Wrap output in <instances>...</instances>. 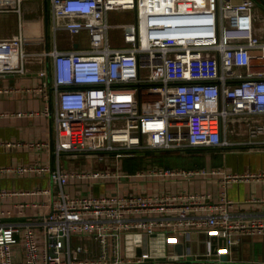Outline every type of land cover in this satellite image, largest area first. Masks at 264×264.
<instances>
[{"label": "built area", "instance_id": "2783aa9c", "mask_svg": "<svg viewBox=\"0 0 264 264\" xmlns=\"http://www.w3.org/2000/svg\"><path fill=\"white\" fill-rule=\"evenodd\" d=\"M25 1L0 0V13L20 16L18 31L0 38V74H26L37 61L40 80L0 86V93L42 96L43 110L14 114L53 117L57 164L0 166V175L49 181L31 190L0 189L3 197H37L16 201L18 216L0 207V264H170L178 256L172 246L199 233L209 238L201 259L222 264L239 237H264V218L236 217L227 191L234 181L264 179V171L121 169V158L136 151L264 147V15L257 0H50L54 40L43 50L29 49ZM129 10L134 20H111V11ZM112 30L120 31L119 44ZM61 33L68 36L62 42ZM40 144L0 141L3 147ZM63 154L112 158L115 167L97 168L93 161L65 169ZM209 175L223 188L218 201L189 184L168 187ZM149 181L164 187L134 186ZM108 183L112 191L94 192L95 184ZM70 184L75 194L67 191ZM31 206L36 212L27 217Z\"/></svg>", "mask_w": 264, "mask_h": 264}, {"label": "crops", "instance_id": "0c3cea01", "mask_svg": "<svg viewBox=\"0 0 264 264\" xmlns=\"http://www.w3.org/2000/svg\"><path fill=\"white\" fill-rule=\"evenodd\" d=\"M42 11V12H41ZM259 13L264 15V12ZM40 12L42 15H39ZM23 17L31 19V22H40L44 17L43 0H26L23 4ZM20 16L17 12L9 11L0 13V38H7L18 31ZM10 24V25H9ZM9 26L10 33H6L2 26ZM47 47H33L31 50H43ZM40 65L37 61L31 63L30 70L26 74H11L3 76L0 74V86L14 84L17 86L33 85L39 82L38 67ZM47 103L39 93L34 92H9L0 93V141H33L40 142V147L32 146H16V147H3L0 146V166H7L11 164H26L33 161H41L47 164H57V157L55 154V136L56 128L53 117L38 114H24L15 115L14 113L25 111H41L46 107ZM194 149V148H193ZM201 150L193 153V164H184L180 167H207L227 169L236 172H259L264 171V147H231V148H195ZM153 152V151H152ZM161 152V151H159ZM70 158L68 164L63 161V156ZM186 155V154H185ZM192 156V155H189ZM200 158L201 161L198 160ZM78 161L80 164L73 163ZM90 157L86 155L73 156L63 154L60 163L65 169L71 168H87L89 167ZM72 162V163H71ZM114 162V159L109 158L105 163ZM105 164L102 168L107 167ZM111 166V165H110ZM154 166H158L154 164ZM115 167V166H114ZM112 167V168H114ZM147 167V166H146ZM48 177L37 176L35 174L17 175V174H4L0 175V189L7 190H20V189H34L39 186L48 185ZM111 182V181H110ZM171 183L172 188L189 186L194 190H206L210 192L213 199L220 200L222 186L218 176H198L190 183L186 180ZM155 181L149 182H134V186L138 189L151 190L157 186H162L159 182L156 186ZM71 191L74 185L70 184ZM129 186H126L128 189ZM113 184L108 183L95 184L94 192L102 193L105 190L112 191ZM228 196L234 202L230 206V211L236 216L243 219H251L253 217L264 218V179L262 180H240L231 182L228 186ZM33 199L37 197L32 195L28 197H3L0 196V207L10 209L17 216L19 213L18 208L15 206L16 201L23 199ZM257 198L259 200H255ZM47 209V206H43ZM27 217L36 212L35 207H28L26 209ZM25 218V217H24ZM208 236L205 233L194 234L193 239L190 241H180L184 243L186 254L196 255L194 258H179L174 259L170 264H205L202 254L207 251ZM175 248V244L172 246ZM24 255V248L18 247L16 258L20 259ZM199 258V259H198ZM241 260L250 261H264V237L262 236H243L238 238V242L234 245L233 250L229 253V258L224 260L222 264H238ZM161 261H146L143 263H130V264H161Z\"/></svg>", "mask_w": 264, "mask_h": 264}, {"label": "rangeland", "instance_id": "374dc122", "mask_svg": "<svg viewBox=\"0 0 264 264\" xmlns=\"http://www.w3.org/2000/svg\"><path fill=\"white\" fill-rule=\"evenodd\" d=\"M257 10H259L260 12H264V6L262 5L261 1L259 0L257 2ZM42 12V11H41ZM40 12V15H42V13ZM136 18V12L135 10H129V11H123V12H119V11H111V20L112 21H129V20H134ZM42 21L40 22H31V19H27L25 18V29L28 35V45L29 48H33V47H46L47 46V42H53L54 40V36H53V32L51 31V18L49 20V24L48 27L46 26L45 23V18H41ZM10 25V24H9ZM9 26H2V28L4 30H7L6 33H10L11 31L8 30ZM120 34V31L118 30H112V37L114 38L113 40V44H119V42H121L120 40L116 39V36ZM85 36V35H84ZM84 36L82 38H84ZM68 36H64L63 33H61L59 35V41L62 42L64 38H67ZM153 151V152H152ZM161 151V152H159ZM201 150H195V149H189V150H143V151H136L134 152L132 155H128V156H124L121 158V169L123 171L129 172V173H136L137 171L140 170H145L147 168H150L152 166H154V164L156 165H169V166H174V167H180L181 165L184 164H193V153L197 152ZM186 154V155H185ZM192 155V156H189ZM70 157V156H68ZM65 157V155L63 156V161L68 164L70 161V158ZM199 161L200 158H198ZM93 161H95L94 166H96L97 168H102L103 165L105 164L106 166L108 164H106V161H100L99 159H95L92 160L90 158L89 160V166H93ZM73 163H77L80 164V162L74 160L72 161ZM71 162V163H72ZM111 167H114L115 164V160L114 162H108ZM131 165L132 167L135 168L134 171H130L128 169H126L124 167V164H128ZM147 166V167H146ZM184 167V166H182ZM159 183V182H157ZM162 183V186L164 187V183ZM169 188L171 187V183L168 184ZM66 189L68 192H72V193H76L77 188L74 186V190L71 191L69 188V185L66 186ZM83 190H87L86 187H83ZM15 258H16V254H15ZM17 259V258H16ZM21 259H24V255L22 256ZM19 260V259H17Z\"/></svg>", "mask_w": 264, "mask_h": 264}, {"label": "water", "instance_id": "95a60500", "mask_svg": "<svg viewBox=\"0 0 264 264\" xmlns=\"http://www.w3.org/2000/svg\"><path fill=\"white\" fill-rule=\"evenodd\" d=\"M257 1H259V0H257ZM260 1H261L262 5L264 6V0H260ZM43 9H44L45 23H46V26L48 27L49 20H50V0H43ZM3 75L4 74H2V76ZM6 75H11V74H6ZM141 249H142L141 245H138L137 254H141ZM175 251H176V253L178 255L177 257H175V259L184 258V257L192 258L194 256L192 254H186V256L184 255L186 253V250L184 249V243L183 242L175 243ZM221 258L223 260L228 259L229 258V254L228 253H223L221 255Z\"/></svg>", "mask_w": 264, "mask_h": 264}, {"label": "trees", "instance_id": "16d2710c", "mask_svg": "<svg viewBox=\"0 0 264 264\" xmlns=\"http://www.w3.org/2000/svg\"><path fill=\"white\" fill-rule=\"evenodd\" d=\"M124 167H125L126 169L130 170V171H134V170H135V168L132 167L131 165H129V163H128V164H124Z\"/></svg>", "mask_w": 264, "mask_h": 264}, {"label": "flooded vegetation", "instance_id": "af4514ba", "mask_svg": "<svg viewBox=\"0 0 264 264\" xmlns=\"http://www.w3.org/2000/svg\"><path fill=\"white\" fill-rule=\"evenodd\" d=\"M258 2V1H257Z\"/></svg>", "mask_w": 264, "mask_h": 264}]
</instances>
